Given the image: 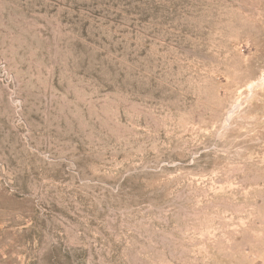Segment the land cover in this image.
Here are the masks:
<instances>
[{
    "label": "rangeland",
    "instance_id": "obj_1",
    "mask_svg": "<svg viewBox=\"0 0 264 264\" xmlns=\"http://www.w3.org/2000/svg\"><path fill=\"white\" fill-rule=\"evenodd\" d=\"M0 264H264V0H0Z\"/></svg>",
    "mask_w": 264,
    "mask_h": 264
}]
</instances>
